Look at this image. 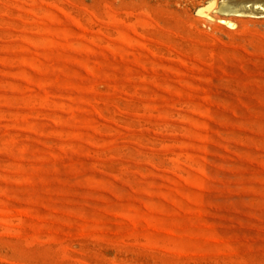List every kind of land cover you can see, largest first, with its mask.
<instances>
[{
	"label": "rangeland",
	"instance_id": "rangeland-1",
	"mask_svg": "<svg viewBox=\"0 0 264 264\" xmlns=\"http://www.w3.org/2000/svg\"><path fill=\"white\" fill-rule=\"evenodd\" d=\"M0 264H264V0H0Z\"/></svg>",
	"mask_w": 264,
	"mask_h": 264
}]
</instances>
